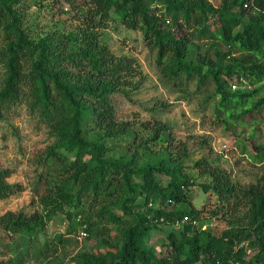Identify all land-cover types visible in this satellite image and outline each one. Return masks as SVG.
Segmentation results:
<instances>
[{
  "label": "trees",
  "instance_id": "obj_1",
  "mask_svg": "<svg viewBox=\"0 0 264 264\" xmlns=\"http://www.w3.org/2000/svg\"><path fill=\"white\" fill-rule=\"evenodd\" d=\"M25 1L0 0V64L6 72L0 119L24 100L54 137L42 162L59 168L44 177L42 212H6L0 228L29 246L57 213L69 221L66 236L79 228L98 237L106 224L119 226L116 244L103 254L77 255L75 264H264V172L253 184H238L201 137L197 144L209 154L193 162L192 170L205 179L195 184L184 171L193 151L168 126L143 124L149 133L137 140L131 125L116 119L111 95L136 88L141 72L133 58L115 56L100 42L101 31L118 18L141 32L162 79L173 86L193 83L197 91L210 84L205 103L213 123L232 134L250 127L241 151L264 168V141L252 142L255 123L264 121V0H221L217 7L207 0H33L75 24L73 32L37 37L23 27ZM154 2L164 12L151 8ZM195 40H206L205 48ZM123 136L132 143L115 157L112 144ZM10 175L0 168V200L21 190L8 182ZM195 185L207 199L200 209L188 200ZM83 210L87 215L75 222ZM207 219L227 228L216 233L197 227ZM154 230L163 234L158 251L146 243ZM64 235L54 241L61 243Z\"/></svg>",
  "mask_w": 264,
  "mask_h": 264
},
{
  "label": "rangeland",
  "instance_id": "obj_2",
  "mask_svg": "<svg viewBox=\"0 0 264 264\" xmlns=\"http://www.w3.org/2000/svg\"><path fill=\"white\" fill-rule=\"evenodd\" d=\"M207 1L217 7L221 0ZM33 4V0H26L22 3L21 10L24 17L23 27H30L35 37L47 33L67 34L74 31L75 24L67 15H60L58 10H48ZM155 5L164 12L161 3L154 2L151 8ZM66 9L64 7L63 10ZM169 21L171 24L170 19ZM100 42L115 56L133 58L141 72L142 77L138 79L136 88L124 87L123 92L111 95L116 119L128 122L134 132H137V140L149 133L140 129L143 124L168 126L171 135L176 139L186 140L193 151L192 156L185 161L184 171L194 177L195 184L204 182L205 179L197 177L196 171L192 170L193 162L203 154H209L208 150L201 149L197 144L201 137L207 140L210 155L219 159V166L238 184L248 186L259 179L264 168L255 166L251 163V158L241 151L240 143L251 136V128H237L232 134L213 123L210 105L205 103L213 90L210 84L197 91L193 83L189 86H173L162 79L155 62V54L145 46L141 32L125 28L118 18L101 31ZM195 43L205 48L206 40H195ZM5 74V67L0 64V89L4 84ZM233 84L236 88V83ZM243 85L247 86L246 82L240 83V86ZM3 113V118L0 119V168L10 170L8 182L19 184L21 190L0 200V216L6 212H22L27 215L42 212L39 199L46 190L44 177L48 174L50 177L59 168L57 163L48 162L45 165L42 162L47 148L54 142V137L49 133L46 123L37 114L29 111L24 100L10 105ZM254 126L256 137L252 142L261 143L264 141V121L261 120ZM129 143H132L131 136H123L113 142V156L122 154V148L130 145ZM152 146L157 149L161 144L153 143ZM73 158V154L67 155L68 161ZM37 181H40L38 186ZM189 190L188 200L195 208L200 209L207 203L205 194L197 185ZM84 214L86 210L76 216L75 222L82 220ZM69 225V221L62 214H55L47 222L44 231L37 234L29 246L20 242L18 234L0 228V264H71L77 255L105 253L109 246L120 239L118 225L106 224L108 230H103V235L96 237L86 233L81 238L78 236L79 228L76 233L64 235ZM197 227H210L216 233L227 228L218 219H207ZM60 235H64L63 241L55 242L54 238ZM162 235L159 231H152L146 240L147 245L154 246L158 251Z\"/></svg>",
  "mask_w": 264,
  "mask_h": 264
},
{
  "label": "built area",
  "instance_id": "obj_3",
  "mask_svg": "<svg viewBox=\"0 0 264 264\" xmlns=\"http://www.w3.org/2000/svg\"><path fill=\"white\" fill-rule=\"evenodd\" d=\"M232 88H235L234 86H232ZM187 218H184V220H186ZM79 236H80V238L81 237H85L86 236V233L84 232V231H81L80 233H79Z\"/></svg>",
  "mask_w": 264,
  "mask_h": 264
}]
</instances>
